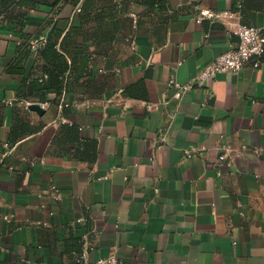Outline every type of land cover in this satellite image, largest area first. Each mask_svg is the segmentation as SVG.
Listing matches in <instances>:
<instances>
[{"label": "crops", "instance_id": "crops-1", "mask_svg": "<svg viewBox=\"0 0 264 264\" xmlns=\"http://www.w3.org/2000/svg\"><path fill=\"white\" fill-rule=\"evenodd\" d=\"M19 1L0 0V264H264V54L169 85L241 25L264 39V0H167L165 20L132 0Z\"/></svg>", "mask_w": 264, "mask_h": 264}, {"label": "built area", "instance_id": "built-area-1", "mask_svg": "<svg viewBox=\"0 0 264 264\" xmlns=\"http://www.w3.org/2000/svg\"><path fill=\"white\" fill-rule=\"evenodd\" d=\"M197 10L198 7L196 6ZM216 18V16L210 12L202 11L197 17V21H202L205 18ZM233 34L237 38V43L231 47L225 53L214 58L208 65H206L198 73L196 77L191 79L188 83L180 85L176 83L173 79L169 81L171 88L177 89L178 95H183L187 93L194 86H203L206 81L212 80L218 74L225 73H236L242 71L247 66H250L251 69L259 68L261 64V57L264 54V39L261 37L260 32L257 28L251 26L241 25L237 28ZM47 76L44 75L43 79H46ZM11 101H3L2 104L10 105ZM150 109V107L148 108ZM194 151H185L186 156H190ZM254 154H258L257 151H254ZM233 156H237L232 153L231 149L226 143H222L218 148V163L229 165ZM25 161V159H24ZM2 158H0V163ZM51 192L56 200L59 199L60 195L57 189L52 186ZM4 220L8 221L9 216H5ZM78 264H122L115 255H110L106 258H103L97 262L89 263L84 260L78 261Z\"/></svg>", "mask_w": 264, "mask_h": 264}, {"label": "trees", "instance_id": "trees-1", "mask_svg": "<svg viewBox=\"0 0 264 264\" xmlns=\"http://www.w3.org/2000/svg\"><path fill=\"white\" fill-rule=\"evenodd\" d=\"M6 1V0H5ZM61 0H22L19 1L18 4L25 5V6H31L34 7L35 5H47L50 8H53L59 4ZM133 4L143 9V15L145 17L150 18H156L160 20L166 19V13L168 8L167 0H132ZM8 11L3 12L0 14V24H2L5 20L8 19ZM49 46H53L50 45ZM46 50V49H45ZM45 55V52L42 53V56ZM46 79L48 80L50 78V72L46 71ZM42 81V80H41ZM16 142V139L14 137V130L11 133L9 143L12 145Z\"/></svg>", "mask_w": 264, "mask_h": 264}, {"label": "water", "instance_id": "water-1", "mask_svg": "<svg viewBox=\"0 0 264 264\" xmlns=\"http://www.w3.org/2000/svg\"><path fill=\"white\" fill-rule=\"evenodd\" d=\"M29 110L37 113L38 115H42L43 114V110L41 109V107L39 105H30L29 106Z\"/></svg>", "mask_w": 264, "mask_h": 264}]
</instances>
